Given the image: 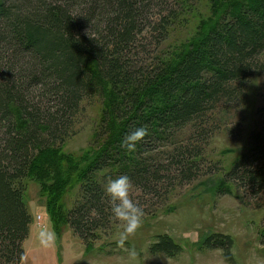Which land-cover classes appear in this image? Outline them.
Masks as SVG:
<instances>
[{
    "label": "trees",
    "instance_id": "16d2710c",
    "mask_svg": "<svg viewBox=\"0 0 264 264\" xmlns=\"http://www.w3.org/2000/svg\"><path fill=\"white\" fill-rule=\"evenodd\" d=\"M198 1L0 0V264L26 257L33 219L25 181L40 157L74 134L82 103L105 85L116 97L118 131L87 165L80 199L65 216L86 247L114 218L108 180L127 175L134 186L157 192L163 172L148 153L264 77V0H231L222 20L187 48L153 51ZM143 126L148 135L135 149L123 147L124 137ZM251 143L224 182L256 195L264 191V130ZM192 152L179 149L167 175L192 179L200 158ZM204 246L224 251L232 263L229 236L214 235ZM153 251L173 257L181 249L162 237Z\"/></svg>",
    "mask_w": 264,
    "mask_h": 264
},
{
    "label": "rangeland",
    "instance_id": "374dc122",
    "mask_svg": "<svg viewBox=\"0 0 264 264\" xmlns=\"http://www.w3.org/2000/svg\"><path fill=\"white\" fill-rule=\"evenodd\" d=\"M229 1L199 0L181 18L184 23L172 28L168 41L153 51L167 55L187 48L222 20ZM114 100L107 85L103 93L85 100L74 120V134L47 151L46 160L40 157L25 181V203L34 230L26 243L29 257L22 264H264V191L255 195L224 182L234 164L251 150L253 133L264 130V77L256 75L239 100L222 101L202 120L178 129L148 153L162 168L163 179L157 192L132 184L131 198L144 216L123 247L117 240L124 224L115 218L109 227L96 231L98 239L86 247L65 216L80 199V180L87 165L118 131L119 123L112 115ZM181 148L199 152V168L192 179L177 178L174 170L167 175L166 168ZM65 168L69 174L59 173ZM44 229L55 233L50 247L40 242ZM214 235L232 238V263L224 251L204 246ZM162 237L170 238L180 253L170 257L153 251ZM132 250L135 258L129 255Z\"/></svg>",
    "mask_w": 264,
    "mask_h": 264
},
{
    "label": "clouds",
    "instance_id": "9594fccd",
    "mask_svg": "<svg viewBox=\"0 0 264 264\" xmlns=\"http://www.w3.org/2000/svg\"><path fill=\"white\" fill-rule=\"evenodd\" d=\"M148 135L147 126L137 128L124 137L122 146L127 150L135 149L136 144ZM132 182L127 175H119L104 186V192L110 199L111 215L117 221L123 222V231L119 234L117 244L124 246L130 235L142 225L144 212L141 206L131 198ZM55 233L49 229H44L40 233V242L45 247H50L55 243ZM131 258H135L136 252L132 250L129 253Z\"/></svg>",
    "mask_w": 264,
    "mask_h": 264
},
{
    "label": "crops",
    "instance_id": "0c3cea01",
    "mask_svg": "<svg viewBox=\"0 0 264 264\" xmlns=\"http://www.w3.org/2000/svg\"><path fill=\"white\" fill-rule=\"evenodd\" d=\"M32 216V215H31ZM33 230H34V228H33V223H32V225H31V227H30V234H29V237H28V239L25 241V243H24V249H25V252H26V257H25V260L24 261H26V258L28 259V253H27V250H26V243H27V241L29 240V238L32 236V233H33ZM23 261V262H24Z\"/></svg>",
    "mask_w": 264,
    "mask_h": 264
}]
</instances>
